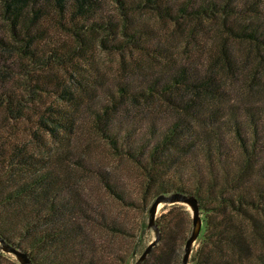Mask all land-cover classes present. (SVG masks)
Returning a JSON list of instances; mask_svg holds the SVG:
<instances>
[{
    "label": "trees",
    "instance_id": "trees-1",
    "mask_svg": "<svg viewBox=\"0 0 264 264\" xmlns=\"http://www.w3.org/2000/svg\"><path fill=\"white\" fill-rule=\"evenodd\" d=\"M118 1L126 9L152 6L175 21L223 15L232 32L264 43V0ZM0 21V234L36 264L124 259L96 233L129 235L127 224L93 209L78 186L52 166L49 155L31 143L43 140L42 130L57 137L72 129L82 94L77 85L55 77V65L90 64L89 32H123L150 51L162 52L163 45L143 40L140 25L127 17L121 22L102 0H0ZM19 79L23 82L18 84ZM48 85L58 103L38 104L37 87L49 91ZM218 89L213 76L185 64L169 75L161 70L120 81L107 100L91 104L92 124L119 154L144 170L143 202L116 175L97 169L114 197L147 214L159 193L178 191L198 198L203 227L191 264H264V108H249L240 117L234 109L227 112L223 105L198 100ZM158 99L168 115H161ZM139 105L141 112H131ZM120 112L125 113L122 118ZM32 113L37 118L23 137L14 121ZM164 209L157 217L160 241L143 264L182 262L194 228L192 212L181 202ZM143 228L151 227L144 222Z\"/></svg>",
    "mask_w": 264,
    "mask_h": 264
},
{
    "label": "rangeland",
    "instance_id": "rangeland-1",
    "mask_svg": "<svg viewBox=\"0 0 264 264\" xmlns=\"http://www.w3.org/2000/svg\"><path fill=\"white\" fill-rule=\"evenodd\" d=\"M102 1L104 7L121 22H125L127 17L135 26L140 25L146 33L142 35L143 40H158L163 45L162 52L140 47L123 32L115 34L103 29L89 32L92 37L90 48L93 55L90 64L78 60L76 67L72 64L66 67L55 65L58 68L55 77L62 78L61 80L67 81L72 87L77 85L76 91L80 90L82 94V99H79V104L75 106V123L72 129L59 131L57 137L42 130L40 135L43 140L35 139L31 143L29 137L27 139L31 146H36L38 150L49 155L52 166L78 186L83 196L91 202L93 209L102 210L109 217L127 224L129 235L97 229L96 234L100 239L104 238L118 248L119 254L124 257H110V263L134 264L155 236L153 229L143 228V223L149 222V214L114 197L101 180L100 170L97 168H103L116 175L127 191L141 203L146 176L135 160L119 154L112 144L96 131L92 124L94 116L91 104L96 107L107 100L108 92L116 89L118 83L124 79L155 75L161 70L169 75V71L171 73L178 65L185 64L196 66L201 74H210L219 85L214 94L200 96L198 100L203 104L223 105L224 110L229 112L234 109L240 117L245 115L249 108L261 111L260 109L264 108V43L232 32L230 20H224L223 15L175 21L152 6L126 9L118 0ZM242 18L245 21L248 19ZM65 39L73 41L68 37ZM41 77L47 76L41 74ZM21 82L23 79H19L18 84ZM39 83L44 86L42 82ZM34 85L37 86V83L34 82ZM38 88V104L58 103L57 97L51 91V85H48L49 91ZM24 92L26 93L25 90ZM162 101L158 99L155 103H158L161 115H168L170 110ZM142 108L139 105V108L134 107L132 110L130 107V110L137 113L141 112ZM124 115L123 112L118 113L120 118ZM0 118L4 119L2 112ZM35 118L37 114L32 113L30 117L14 121L17 131L23 137H27L29 125L33 124ZM165 205L160 207L158 215L166 211ZM197 244L198 239L194 247ZM0 264L22 263L14 253L5 251L0 246Z\"/></svg>",
    "mask_w": 264,
    "mask_h": 264
},
{
    "label": "water",
    "instance_id": "water-1",
    "mask_svg": "<svg viewBox=\"0 0 264 264\" xmlns=\"http://www.w3.org/2000/svg\"><path fill=\"white\" fill-rule=\"evenodd\" d=\"M178 202L188 204L192 212L194 228L186 241L185 251H184L182 262H181V264H191V256L194 250V245L203 227V217H202L200 202L198 198L193 194H185V193L178 192V191L169 193V194L159 193L152 201L149 207L148 224L154 230L155 236L148 243V245L142 251L140 256L134 262V264H143V262L146 260V258L148 257L153 247L156 244H158L160 241L161 230L157 223V217H158L160 207L165 204H173V203H178ZM0 246L5 251L14 253L17 256V258L21 261L22 264H36L32 260L28 252L8 242L1 234H0Z\"/></svg>",
    "mask_w": 264,
    "mask_h": 264
}]
</instances>
